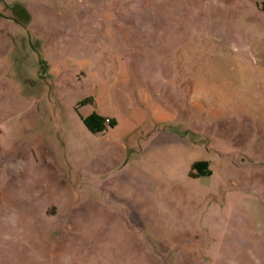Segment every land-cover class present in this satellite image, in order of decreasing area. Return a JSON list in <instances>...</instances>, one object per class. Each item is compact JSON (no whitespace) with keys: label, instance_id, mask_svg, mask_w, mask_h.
<instances>
[{"label":"rangeland","instance_id":"obj_1","mask_svg":"<svg viewBox=\"0 0 264 264\" xmlns=\"http://www.w3.org/2000/svg\"><path fill=\"white\" fill-rule=\"evenodd\" d=\"M251 203L264 0H0V264H248Z\"/></svg>","mask_w":264,"mask_h":264},{"label":"crops","instance_id":"obj_2","mask_svg":"<svg viewBox=\"0 0 264 264\" xmlns=\"http://www.w3.org/2000/svg\"><path fill=\"white\" fill-rule=\"evenodd\" d=\"M198 160V159H197ZM195 161V160H194ZM250 209L249 212L251 213L252 218L255 220L257 217H261V221H259V226H257L256 221L255 223V233L258 235V240L255 245L256 253L251 254L249 256L248 264H264V206L261 207L260 211L261 213H258V210L256 209L257 205H253L252 203L249 205ZM250 216V217H251ZM241 217V215H240ZM259 252H257L258 250ZM246 264V263H245Z\"/></svg>","mask_w":264,"mask_h":264},{"label":"trees","instance_id":"obj_3","mask_svg":"<svg viewBox=\"0 0 264 264\" xmlns=\"http://www.w3.org/2000/svg\"><path fill=\"white\" fill-rule=\"evenodd\" d=\"M106 117L108 116H103L101 114H98L97 112H93L87 117H85L84 121L91 130L96 131V130L101 129L104 126L105 121L109 122L110 124L115 123L114 117H108V120H106ZM206 167H207V161L204 159L195 160L191 164V169H197L198 173L200 174L207 173Z\"/></svg>","mask_w":264,"mask_h":264},{"label":"built area","instance_id":"obj_4","mask_svg":"<svg viewBox=\"0 0 264 264\" xmlns=\"http://www.w3.org/2000/svg\"><path fill=\"white\" fill-rule=\"evenodd\" d=\"M106 120H108V117H106Z\"/></svg>","mask_w":264,"mask_h":264}]
</instances>
